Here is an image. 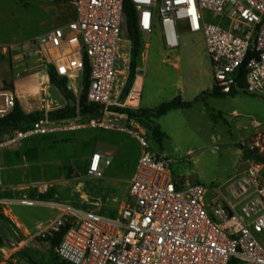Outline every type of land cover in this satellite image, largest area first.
<instances>
[{"label": "built area", "instance_id": "1", "mask_svg": "<svg viewBox=\"0 0 264 264\" xmlns=\"http://www.w3.org/2000/svg\"><path fill=\"white\" fill-rule=\"evenodd\" d=\"M68 2L73 19L18 43L24 66L53 67L78 101L87 84V102L100 107L81 124L94 129L128 132L142 153L130 182L129 200L117 218L70 204L52 203L57 217L37 225L47 237L69 224L54 247L66 264H264V164L246 161V170L228 186V197L205 201L206 188L174 179L170 161L155 155L140 130L131 128L126 113L115 108H140L145 67L137 66L132 86L133 40L129 36L125 0H36ZM140 33L147 38L159 24L167 52L179 47L177 22L191 34H202L213 68L214 86L224 95L245 91L264 98V0H131ZM219 20L216 23L209 22ZM222 21L226 22L225 27ZM7 46H3L5 51ZM168 54V53H166ZM34 59L33 62H30ZM243 69V70H242ZM89 76L85 82V72ZM19 74L14 81L20 80ZM141 81L139 90L135 85ZM136 102L131 103L132 95ZM0 120L16 106L13 89L0 84ZM45 116L25 123L0 142V150L32 136L60 130V120L48 113L52 102L43 98ZM82 119L79 110L76 116ZM108 155L92 154L88 173L101 178ZM0 154V186L3 185ZM1 204L7 202L0 201ZM32 206V200H21ZM6 254L0 251V264Z\"/></svg>", "mask_w": 264, "mask_h": 264}, {"label": "rangeland", "instance_id": "2", "mask_svg": "<svg viewBox=\"0 0 264 264\" xmlns=\"http://www.w3.org/2000/svg\"><path fill=\"white\" fill-rule=\"evenodd\" d=\"M71 19L73 10L68 2L0 0V79L19 74L24 81L35 82L38 92V87L43 84L42 75L34 74L37 69L31 66L21 65L22 60L15 45L24 43L27 48L26 41ZM208 21L216 23L219 20L208 18ZM221 23L223 27L227 26L225 21ZM177 32L179 47L171 52L165 49L159 24L148 38L141 34L144 49L136 57V63L146 70L143 107L157 108L177 97L194 103L190 108L173 109L158 119L137 118L131 128L146 135L155 155L170 161L175 180L205 186V201L217 195L228 197V186L244 174L248 159L264 164V98L245 91H239L236 95L214 94L213 68L203 35L189 33L181 21L177 22ZM3 46H7L5 51ZM13 82H16L14 77L13 81L4 85L16 90L17 100L21 89L15 88ZM60 93L63 94L62 91ZM50 94L53 99L58 97L53 89ZM41 96L39 91L30 98V113L44 117L46 112ZM68 104L64 97L61 101L55 100L49 112ZM155 126L166 134L161 143L153 135ZM141 153L142 147L139 159ZM63 169L69 177H74L80 171V164L77 161L64 163ZM103 171L104 177L83 181L89 191L88 197L81 200L75 194L74 204L80 208L94 209L105 217L117 218L129 189L116 204L110 201V180L104 167ZM6 224L0 220V232L7 236V228L13 235L11 227ZM261 241L264 244V232ZM42 252L31 247L21 255L6 257L5 264H46L47 258L41 256Z\"/></svg>", "mask_w": 264, "mask_h": 264}, {"label": "crops", "instance_id": "3", "mask_svg": "<svg viewBox=\"0 0 264 264\" xmlns=\"http://www.w3.org/2000/svg\"><path fill=\"white\" fill-rule=\"evenodd\" d=\"M33 68L37 69L34 74H41L43 78V84L38 87V92L33 81H24L22 77L16 81L18 84L13 82L15 88L21 89L17 100L26 112L30 113L32 109L30 98L39 91L42 95V103L46 96L52 104L55 100L61 101L63 97L67 100L65 95L50 82L48 72L52 67L40 65ZM13 77L11 75L2 77L0 84L13 81ZM140 83L137 90L140 88ZM51 89L54 90L57 98L51 97ZM132 97L135 101L131 103H135L136 95ZM139 106L142 109H152L143 107V87ZM87 118L73 117L60 120V130L47 135L32 136L0 150L4 165L0 201L7 202V204L0 203V220L7 223L6 225H9L13 231L12 235L6 228L7 236L0 232V251L4 252L6 257L13 254L21 255L32 247L37 251H44L41 256L47 258L46 264L63 263L55 255L54 247L37 236L36 227L40 223L51 222L57 217L58 210L52 206V203L70 204L84 209L74 204V196L76 194L81 200L88 197L89 191L83 181L96 178L88 173L92 154L99 152L111 158L109 165L105 166L103 162L101 163L110 180L108 185L110 201L116 204L129 189L141 151L138 139L120 131L94 129L81 125ZM134 120L130 119L131 125ZM17 129L12 127L2 129L0 142L13 136ZM74 161L80 164V171L77 176L69 177L64 172L63 164ZM129 162L132 163L128 165ZM21 200H32L35 204L24 205L20 203ZM127 200H129V192L120 210ZM85 210L96 212L90 208Z\"/></svg>", "mask_w": 264, "mask_h": 264}, {"label": "trees", "instance_id": "4", "mask_svg": "<svg viewBox=\"0 0 264 264\" xmlns=\"http://www.w3.org/2000/svg\"><path fill=\"white\" fill-rule=\"evenodd\" d=\"M124 12L127 17L128 33H129V36L133 40V58H134V60L132 61L131 79L124 93V98H125L132 86L133 79H134V72H135L136 67L138 66L136 63V57L139 56V52L141 51V49H144V46L141 42V33L137 25L136 9L133 3L131 2V0H125ZM48 73L50 77V82L53 85H55L60 91H62L66 99L69 101V104L67 106L49 112L48 116L50 119L52 120L70 119L76 116L78 110L83 118L93 117L97 115L100 107L94 104H89L87 102V84L86 83L84 84L82 94L79 100L77 101L75 96L67 90L65 79L59 78L56 75L53 67L49 69ZM88 76H89V72L87 70L85 72V82L87 81ZM218 94H220V92ZM198 98L199 96L195 99V101ZM193 103L194 102L184 101L181 97H177L171 101L164 102L159 107L154 108V109H142L141 107L137 110H132L129 108H115V109L119 112L126 113L130 119H137V118L142 117V118H146L149 120V119H158L168 114V112H170L173 109L190 108ZM41 118H43L42 114H33V113L26 112L21 106V104L17 101L14 111L6 118L0 120V131L8 127L22 129L24 128L23 125L25 123L31 120H34V119L39 120ZM212 118H213V115H212ZM152 132H153L154 137L158 140L159 143H161L163 138L166 136V134L160 130L159 126H155ZM68 227H69V224H66V226H63L62 228H60V231L54 232L51 236H47L42 239H45L47 242L51 244V246L55 247L56 245L59 244V242L63 238ZM62 264H66V263H62Z\"/></svg>", "mask_w": 264, "mask_h": 264}, {"label": "bare ground", "instance_id": "5", "mask_svg": "<svg viewBox=\"0 0 264 264\" xmlns=\"http://www.w3.org/2000/svg\"><path fill=\"white\" fill-rule=\"evenodd\" d=\"M139 82H141L140 80L136 83V85H135V91H137V86L139 85ZM134 95V94H133ZM132 95V96H133ZM133 101H135V98H131V101L130 102H133Z\"/></svg>", "mask_w": 264, "mask_h": 264}, {"label": "water", "instance_id": "6", "mask_svg": "<svg viewBox=\"0 0 264 264\" xmlns=\"http://www.w3.org/2000/svg\"><path fill=\"white\" fill-rule=\"evenodd\" d=\"M213 93L217 95L219 93V90L217 88H214Z\"/></svg>", "mask_w": 264, "mask_h": 264}]
</instances>
